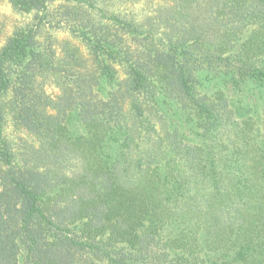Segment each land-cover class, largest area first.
<instances>
[{"label":"trees","instance_id":"16d2710c","mask_svg":"<svg viewBox=\"0 0 264 264\" xmlns=\"http://www.w3.org/2000/svg\"><path fill=\"white\" fill-rule=\"evenodd\" d=\"M7 3L0 264H264V0Z\"/></svg>","mask_w":264,"mask_h":264},{"label":"rangeland","instance_id":"374dc122","mask_svg":"<svg viewBox=\"0 0 264 264\" xmlns=\"http://www.w3.org/2000/svg\"><path fill=\"white\" fill-rule=\"evenodd\" d=\"M16 18H14V13L11 11L8 3H7V0H0V20H2L6 27H7V33L9 34V32L11 31L12 29V25H13V22ZM4 43V40L2 39L0 41V47L3 45ZM47 93L48 94H52L54 95L55 93H57L56 89L52 88V87H48L46 89Z\"/></svg>","mask_w":264,"mask_h":264}]
</instances>
